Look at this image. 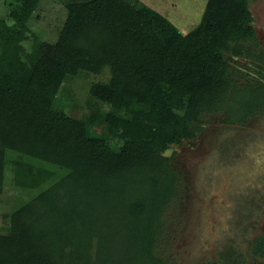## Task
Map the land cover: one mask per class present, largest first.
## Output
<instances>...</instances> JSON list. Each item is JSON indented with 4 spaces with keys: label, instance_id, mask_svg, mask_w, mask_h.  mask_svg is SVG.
Wrapping results in <instances>:
<instances>
[{
    "label": "trees",
    "instance_id": "obj_1",
    "mask_svg": "<svg viewBox=\"0 0 264 264\" xmlns=\"http://www.w3.org/2000/svg\"><path fill=\"white\" fill-rule=\"evenodd\" d=\"M39 1L9 0L11 23L0 19V192L9 165L15 186L37 190L0 234V264H178L161 250L176 182L163 152L195 139L205 112L236 108L241 122L264 109L249 0H207L185 34L138 0L67 2L49 65L28 26ZM238 57L256 83L236 82ZM105 67L110 78L89 86L83 119L43 92ZM248 253L264 261V229ZM227 254L223 264H246L243 252Z\"/></svg>",
    "mask_w": 264,
    "mask_h": 264
},
{
    "label": "rangeland",
    "instance_id": "obj_2",
    "mask_svg": "<svg viewBox=\"0 0 264 264\" xmlns=\"http://www.w3.org/2000/svg\"><path fill=\"white\" fill-rule=\"evenodd\" d=\"M75 0H40L28 22L31 34L44 42L40 61L51 64L55 42L66 17L64 4ZM79 1V0H78ZM173 23L185 34L199 22L207 0H138ZM9 0H0V19H9ZM258 48L264 47V0H249ZM32 37L24 43L30 50ZM233 66L240 69L238 84L260 78L243 57ZM245 74V76H243ZM110 78L105 67L98 75L81 71L61 84L49 83L44 94L54 108L75 119L87 114L88 89L93 82ZM248 78V79H247ZM238 110L222 108L201 115L195 139L164 150L176 182L162 214L161 250L178 264H223L226 254L243 252L246 264H264L248 253L250 241L264 229V109L237 122ZM89 143L95 144L90 138ZM115 146L121 145L119 141ZM6 167L0 192V234L10 231L12 212L30 201L37 190L17 187ZM119 240L120 233H111ZM227 254V255H228Z\"/></svg>",
    "mask_w": 264,
    "mask_h": 264
}]
</instances>
